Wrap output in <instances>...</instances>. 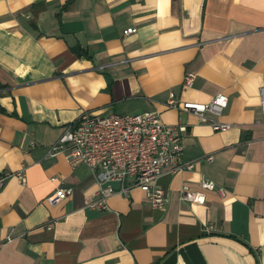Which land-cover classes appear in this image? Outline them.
Wrapping results in <instances>:
<instances>
[{
	"label": "crops",
	"instance_id": "crops-1",
	"mask_svg": "<svg viewBox=\"0 0 264 264\" xmlns=\"http://www.w3.org/2000/svg\"><path fill=\"white\" fill-rule=\"evenodd\" d=\"M262 84L264 0H0V264H264ZM170 92L225 93L205 115L230 126L166 105ZM148 109L186 124L192 167L160 174L164 208L137 186L86 206L90 168L50 144L83 110ZM203 176L222 192L183 200ZM60 185L73 190L48 202Z\"/></svg>",
	"mask_w": 264,
	"mask_h": 264
},
{
	"label": "built area",
	"instance_id": "built-area-1",
	"mask_svg": "<svg viewBox=\"0 0 264 264\" xmlns=\"http://www.w3.org/2000/svg\"><path fill=\"white\" fill-rule=\"evenodd\" d=\"M136 26L123 28L127 35ZM194 72L186 71L183 83L191 85ZM261 117L264 122V84L259 87ZM227 95L217 92L208 101L180 100L170 92L166 105L193 112L201 121H208L214 130H224L228 122L207 118L206 111L219 112L227 104ZM186 131L184 122H166L155 109L140 112L118 113L114 111L97 113L83 110L67 123L58 138L49 146V154L62 152L72 167L86 164L96 182L97 188L86 197L85 205L96 209H107L108 198L113 194L127 195L137 186L143 190L152 207L164 208L167 203L165 190L158 182L163 171L178 172L192 167V161L182 159V136ZM212 157L207 155V159ZM16 174L25 179L23 170ZM7 173L0 176V184ZM222 192L214 180L201 177L199 186L191 188L183 183L180 197L186 201L203 202L205 192L210 189ZM72 186H57L46 196L55 203L71 193Z\"/></svg>",
	"mask_w": 264,
	"mask_h": 264
}]
</instances>
